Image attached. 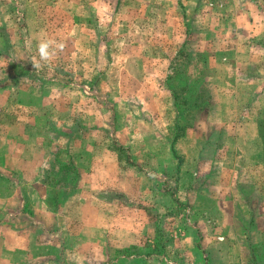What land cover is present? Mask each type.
Masks as SVG:
<instances>
[{
  "label": "crops",
  "instance_id": "0c3cea01",
  "mask_svg": "<svg viewBox=\"0 0 264 264\" xmlns=\"http://www.w3.org/2000/svg\"><path fill=\"white\" fill-rule=\"evenodd\" d=\"M88 1L46 26L63 68L0 38V264H117L163 200L179 264H264V0Z\"/></svg>",
  "mask_w": 264,
  "mask_h": 264
},
{
  "label": "rangeland",
  "instance_id": "374dc122",
  "mask_svg": "<svg viewBox=\"0 0 264 264\" xmlns=\"http://www.w3.org/2000/svg\"><path fill=\"white\" fill-rule=\"evenodd\" d=\"M91 7H99L103 12H101V23L103 27H106L109 17H104L105 9H103L104 4H108V1L103 0H92L88 1ZM102 2V3H101ZM235 2H231L233 5ZM235 5V4H234ZM23 13L26 12V15H20L18 10L16 9L17 3L15 1H7L0 0V27L3 31L0 32L1 37H7L12 40H21L25 34H28L29 29L32 28L33 36H35V40H49L56 41L59 40V33L56 31L53 33L49 30L51 26H62V24H68V20H71V17H67L64 14L63 10L70 6V8L78 7L77 4H72L68 2V0H21V4L19 5ZM109 9V7H108ZM37 10V12H35ZM187 15H185V18ZM90 20H94V16L91 15ZM49 26L46 32V26ZM8 29V32L5 31ZM27 29V30H26ZM22 30V31H21ZM41 30V31H39ZM38 37V38H37ZM64 38H62L63 40ZM14 44L10 43V47H7L10 52H16V49L13 48ZM66 48L61 43L51 42L50 50H54V64L50 63L46 66L57 65L58 67H62L63 55H67L65 53ZM33 55L39 58L37 52V46L34 47ZM125 49H113L115 53L119 51H124ZM166 50L171 51L172 49L167 48ZM64 52V53H63ZM168 55V53H167ZM42 61V60H41ZM58 61V62H57ZM43 62V61H42ZM28 66V65H27ZM14 70L13 67H9L7 69L8 72H12ZM75 80L74 83H76ZM79 83V82H77ZM109 84V83H108ZM117 85H119L117 81ZM76 86V85H73ZM120 87V85H119ZM109 86H107V89ZM118 89V88H117ZM117 93L112 100L110 101H118ZM109 98V97H108ZM122 98V97H121ZM126 124V127L129 126V122L126 119H123ZM124 155V152L122 153ZM122 156V155H121ZM123 157V156H122ZM125 157V156H124ZM147 196V194H146ZM152 203V202H151ZM153 209L141 208L135 209L137 212V217L135 218V232L138 233L139 242L133 246H129L128 248L120 249L123 251L122 253L126 254L124 257H118L117 264H179V262L187 263L188 258L190 256L185 252V249L189 247V243L185 242L183 239H179L175 241L174 237H178L181 232H189L188 231V222L193 221L194 213L191 208H184V205H180L181 209L176 206H173L169 200L160 201L158 204H153ZM153 221H160V226L156 225L153 229ZM186 224V225H185ZM158 233L162 235L163 239L159 240L156 236ZM181 231V232H180ZM178 234H177V233ZM157 234V235H156ZM165 237H168L165 240ZM151 239V240H147ZM171 239L170 241H168ZM131 252L133 253V257L130 258ZM163 252V253H161ZM183 252V253H182ZM181 254V255H180ZM179 261V262H178Z\"/></svg>",
  "mask_w": 264,
  "mask_h": 264
},
{
  "label": "clouds",
  "instance_id": "9594fccd",
  "mask_svg": "<svg viewBox=\"0 0 264 264\" xmlns=\"http://www.w3.org/2000/svg\"><path fill=\"white\" fill-rule=\"evenodd\" d=\"M50 44L51 42L49 40H40L37 43V52L40 60L47 62L54 55V50H50Z\"/></svg>",
  "mask_w": 264,
  "mask_h": 264
},
{
  "label": "trees",
  "instance_id": "16d2710c",
  "mask_svg": "<svg viewBox=\"0 0 264 264\" xmlns=\"http://www.w3.org/2000/svg\"><path fill=\"white\" fill-rule=\"evenodd\" d=\"M175 97L176 98H178V96H177V94L175 93ZM195 103H196V101H194ZM183 103L184 104H187V102L185 101V100H183ZM203 107V105H198V106H194V108H202ZM189 111V110H188ZM196 112V110L195 111H189L188 113H186L187 115H186V117H185V119H187V118H190V117H193V115H194V113ZM185 116V113H183L182 115H181V117H184Z\"/></svg>",
  "mask_w": 264,
  "mask_h": 264
}]
</instances>
